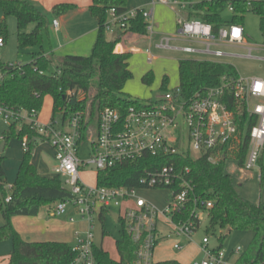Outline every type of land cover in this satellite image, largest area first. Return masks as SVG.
I'll list each match as a JSON object with an SVG mask.
<instances>
[{"label": "built area", "instance_id": "2783aa9c", "mask_svg": "<svg viewBox=\"0 0 264 264\" xmlns=\"http://www.w3.org/2000/svg\"><path fill=\"white\" fill-rule=\"evenodd\" d=\"M212 1V0H211ZM176 13L178 36L162 37L160 48L178 50L188 54H203L214 57L206 60L222 63L219 59L233 56L222 50L225 46L246 48V29L241 24H228L217 33L211 24L200 19L188 18L200 0H155ZM228 10L234 15L236 9L229 4ZM225 7V8H227ZM224 8V9H225ZM138 14L149 23V35L154 34L151 24L152 14L143 8L117 15L110 12L108 30L112 27L125 29L123 22ZM56 29L58 21H54ZM184 39L185 47H174L172 42ZM5 45L0 39V48ZM244 58L263 60L254 57L253 47H247ZM1 80V77H0ZM72 94V93H70ZM255 120L249 130V149L242 169L253 170L258 166L264 151V76L242 78L224 76L222 83L184 97L179 86L162 93L155 99L138 101L129 108L126 115L113 108H105L98 121L97 131L89 130L85 141L90 143L88 156H81L84 115L75 113L64 125L60 121L43 125L38 122L39 112L26 109L14 110L0 102V120L17 123L21 130L29 125L42 141H47L56 151L55 174L63 180V190L68 198L58 202L54 213L67 216L76 225L81 216L87 223L84 233L76 232V242L72 246L75 259L71 264H98L94 246V221L106 215L117 214L126 233L136 244L134 264H156L157 248L165 241H171L175 251H182L193 244L194 235L200 229L208 209L213 203L197 197L195 186L188 179L189 168L180 169L174 162L148 170L140 178L136 187H105L96 184L88 187L81 178V172L94 168L96 172L114 168L120 164L143 159L146 156L176 157L192 159L207 158L216 164L220 161L236 160L241 146L247 138V130L242 133L240 124L243 116ZM3 140V137H2ZM24 150L29 149V140L23 139ZM193 152L198 156L194 157ZM145 189H167L171 197L167 206L161 209L152 202L138 196ZM9 195L5 202L9 203ZM113 207L118 212H110ZM75 210L76 213L71 211ZM190 211L189 216L185 214ZM241 247L231 253L222 247L212 248L210 239L204 237L199 246L201 259L192 264H244Z\"/></svg>", "mask_w": 264, "mask_h": 264}, {"label": "trees", "instance_id": "16d2710c", "mask_svg": "<svg viewBox=\"0 0 264 264\" xmlns=\"http://www.w3.org/2000/svg\"><path fill=\"white\" fill-rule=\"evenodd\" d=\"M232 4L236 11L231 20L226 21L221 13L225 7ZM0 8L4 18L0 20V39L6 43L8 38L9 17H15L18 23V43L22 49L44 44V32L49 29L50 19L47 13L40 10L30 0H0ZM76 8L73 4H58L52 13L63 15ZM123 15L128 12L127 0H93L89 11L98 23V35L92 54L89 56L66 55L64 57H49L43 51L34 52L32 61L26 64L5 65L0 60V102L11 109L28 111L41 110L44 98L53 99V119L66 124L77 112L84 115L82 129L83 141L88 138L89 130L97 131L101 112L105 108L120 111L123 117L129 108L138 105V99L125 96L124 89L134 78L130 69L132 53L118 52L121 36L110 41L107 38L108 21L111 10ZM254 13L260 17V28L264 37V0H200L194 10L186 14L188 18L200 19L211 24L214 32L228 24L245 26V15ZM126 25L123 33L149 35V23L138 14L134 18L123 21ZM34 25L32 31L30 27ZM131 43L137 37H130ZM142 39V38H140ZM128 44V45H129ZM55 68V70H52ZM224 76L238 77L237 69L227 63H215L199 60H181L179 62V87L184 97H191L199 91L216 87L222 83ZM155 80L153 71L147 72L142 82L152 86ZM169 77L164 76L161 90L168 91ZM72 93V94H70ZM83 95V97H81ZM89 110L88 117L85 111ZM241 118L242 133L247 130V138L237 154L241 168L246 163L249 149V130L255 120ZM28 137L29 149L18 171L12 186L11 200L5 199L7 194V174L0 155V211L4 217V226L0 228V243L13 240V251L8 264H71L75 259L72 246L65 242H29L22 238L12 224L17 216H38L42 207L54 209L55 205L68 198L63 190V180L56 176L52 179L41 177L33 164L32 138H41L29 125L21 130L17 123L10 125L3 134L7 143L12 137L24 139ZM262 160V159H261ZM180 169L189 168L188 179L195 186L194 194L206 201L212 202L208 209V232L217 229L243 231L252 234L249 248L242 256L244 264H264V203L253 204L237 192L232 175L226 172L227 161L216 164L207 158L192 159L183 156L154 157L146 156L131 162L120 164L114 168L97 173V184L105 187H136L146 171L171 163ZM264 171V169H262ZM264 181V173L262 174ZM189 210L185 216L190 215ZM106 213L101 220L104 221ZM122 239L117 242L120 254L119 260L111 258L103 247L95 245L94 254L98 264H134L136 244L122 226ZM105 235V232L103 233ZM156 264H181L176 260L158 262Z\"/></svg>", "mask_w": 264, "mask_h": 264}, {"label": "rangeland", "instance_id": "374dc122", "mask_svg": "<svg viewBox=\"0 0 264 264\" xmlns=\"http://www.w3.org/2000/svg\"><path fill=\"white\" fill-rule=\"evenodd\" d=\"M49 16V19H53L54 17H60L59 15H54L50 11H46ZM90 12L87 13L86 17L91 18ZM222 17L224 20L229 21L232 18V13L228 10V7L225 8L222 13ZM4 18L3 11L0 8V20ZM60 19V18H59ZM94 21V20H93ZM8 23V38L3 47L0 48V60L5 65H13V64H26L32 61V54L39 51H45L46 53L51 52L53 49H56L58 44L56 42V38L52 35L51 28L49 26L48 30L44 32V44L42 47L36 46L32 48L22 49L19 47L18 43V23L15 17H9L7 19ZM76 22L71 20L68 24V30L71 34L76 35L77 29L74 27ZM34 25H32L29 31H32ZM245 29H246V42L248 43L247 47H253L256 50L254 51V57L263 58L264 59V37L260 28V17L252 12L247 13L245 15ZM97 40V38H96ZM143 39H140L138 42H131L130 46L134 48L143 47ZM61 42L65 43V39L62 37ZM63 43V44H64ZM96 43V41H95ZM60 44V42H59ZM187 43L182 41H174L172 42V46L174 47H185ZM246 47V48H247ZM94 48V46H93ZM91 49V53L93 51ZM246 48H238L234 46H225L222 48L225 52L233 56H226L222 59H219L221 62L233 65L239 75L242 78H252V77H263L264 76V60L257 59H247L244 58L248 50ZM57 58L60 56V53H55ZM85 56V55H84ZM56 58V57H55ZM153 60L155 61L151 67V70L155 73V80L152 86H146L142 82V74L144 70L147 68L146 56L142 54L134 55L132 64V71L134 78L129 81L124 89L125 96L132 97L134 99L147 101L146 98L149 96H157L161 92H166V90H160L162 86V78L165 74L169 76V85L168 90L174 89L179 86L180 78H179V62L181 60H215L214 57L203 55V54H188L178 50L171 49H160L155 48L153 53ZM55 70V68H52ZM1 77V73H0ZM83 97V95H81ZM90 114L89 110L85 111L86 117ZM53 119V99L51 96H46L43 101V105L41 110L39 111L38 122L43 125H48L52 122ZM59 118L56 117V121ZM10 121L0 120V145L4 143L2 140V135L9 130ZM32 141L35 143L33 147V161L36 165L39 164L41 168H46V170H50V174L52 173L54 167V149L51 144L47 141H42L38 138H32ZM23 140L17 137H12L8 143V149L5 153L0 154L3 160V166L7 172V194L11 195L12 188L14 185L12 183L13 176L18 172V168L16 162L18 160H22L24 157V149H23ZM90 147V143L85 141L81 144V156H88V149ZM24 152V153H23ZM192 155L194 157L198 156L197 152H193ZM264 151L262 155V160L258 164L256 168L253 170H244L239 166L238 161L236 160H228L226 163V172L232 175L234 179V185L237 192L241 197L248 200L253 204L264 203V181L262 182V174L264 171ZM81 178L84 183L88 187H94L97 184V172L94 168L87 169L86 171L81 172ZM138 196L152 202L157 207L164 209L167 206V201L171 197V192L167 189H145L138 191ZM42 213L46 214V218L49 219V223H47L46 229H49V232L53 233H61L65 235H69L67 238L68 244L74 245L76 242V232L84 233L87 230V223L81 216H76L78 219V223L73 225L69 222L67 216H58L54 213V209L51 211L50 207L44 206L42 207ZM51 211V216H48ZM119 209L117 207H113L110 212H118ZM72 213H76L75 210L71 211ZM0 223L4 224V217L2 212L0 211ZM209 219L206 214L204 220L201 224L200 229L194 235V240L192 244V249L190 253L189 259L185 263L192 264L193 257L198 254V248L204 237H208L210 239V246L212 248L222 247V250L231 253L234 249L241 247V249L245 252L252 241V234L243 231H231L217 229L216 231L208 232ZM94 234H95V243L98 246L103 247L105 251H107L111 258L114 260L120 259V254L117 247V242L122 239V224L117 222L111 214L106 215L104 221L96 218L94 221ZM105 232V235L103 234ZM163 246L158 247L156 250V261L160 258L166 257L167 249L173 244L171 241H165L162 243ZM161 244V245H162ZM175 253H180L181 251H175ZM160 253V254H159ZM195 259H201V256L198 254Z\"/></svg>", "mask_w": 264, "mask_h": 264}, {"label": "crops", "instance_id": "0c3cea01", "mask_svg": "<svg viewBox=\"0 0 264 264\" xmlns=\"http://www.w3.org/2000/svg\"><path fill=\"white\" fill-rule=\"evenodd\" d=\"M33 2L40 10L46 13V11H53V8L58 5V4H73L76 5V8L72 10L71 12L63 15H59L60 17H54L53 19L50 20V28L52 35L54 36V39L56 40L58 46L56 49H53L51 52L45 53V55L49 57H56L55 53H62L60 54L59 57H64L66 55H79V56H89L91 55V49L95 45V41L98 35V23L93 16L86 17L87 13H89V8L92 4L93 0H30ZM155 0H127V9L129 11L136 10L139 8H143L146 11H149L152 14L151 18V24L154 27V34L152 35H139V34H134V33H126L124 34L123 31L118 28V27H112L110 30L107 31V38L110 41L115 40L117 37L121 36L122 40L121 43L117 47L118 52H128L132 53V58L130 59V69L132 71V64L131 61L134 58V55L136 54H142L146 56V62H147V68L144 70L142 74L143 76L149 72L153 71L151 70V67L153 63L155 62L153 60V53L155 48H160V43L162 37L165 36H178L180 34L179 32V27L177 25V16L174 11H172L169 7L156 3L154 4ZM4 15V14H3ZM55 15V14H54ZM60 18V19H59ZM71 20H74L76 22V25L74 26L77 29V34H71L70 31L68 30V24L70 23ZM54 21H58L59 23V28L56 29L54 26ZM137 37L139 39H134V42L140 41V38L143 40V47L137 49L132 46H130L128 42V39L130 37ZM65 39V43L63 44L61 42V38ZM179 39L186 43V41L182 38L179 37ZM60 42V44H59ZM129 44V45H128ZM161 49V48H160ZM263 59V58H262ZM264 60V59H263ZM224 63V62H223ZM133 72V71H132ZM155 74V73H154ZM167 75V74H165ZM164 75V76H165ZM163 76V78H164ZM168 76V75H167ZM169 77V76H168ZM259 77V76H258ZM141 78V79H142ZM162 78V81H163ZM161 90V89H160ZM162 91V90H161ZM162 93L161 92L157 96H149L147 99H155L156 97L160 96ZM139 100V98H138ZM3 136V135H2ZM8 143L5 142V148L3 153H5L8 149ZM2 144V145H3ZM0 145V148L1 146ZM23 147V146H22ZM24 149V148H23ZM54 149V148H53ZM25 151V150H24ZM2 153V154H3ZM24 153V152H23ZM23 159V158H22ZM54 167L52 170V173L50 174V170H46V168H41V166L36 165V163L33 161V164L38 172V174L41 177L49 178L52 179L56 177L57 175L55 174V167L57 164L56 161V151L54 149ZM21 159L16 162V165L19 171L20 165H21ZM5 170V168H4ZM17 171V170H16ZM16 178L18 175V172H16ZM6 172V170H5ZM7 174V172H6ZM8 180V177H7ZM15 176H13L12 183L15 182ZM12 188V186H11ZM44 208V207H43ZM42 208L40 210V213L38 216H17L12 219V224L16 231L22 236V238L26 241L29 242H67V238L70 237L69 235L61 234V233H53L52 231L49 232V229H46L47 223H49V219L46 218V214L42 213ZM48 216H51V211L48 213ZM113 217V216H112ZM71 245V244H70ZM163 246L160 245L159 247ZM191 249H192V244L188 245L184 250H182L180 253H175L173 251L172 245L167 249V255L166 257L160 258L157 260L158 262H163V261H169V260H176L179 261L181 264H188L185 263L184 260H188L189 257L191 256ZM13 251V240L9 239L7 241L1 242L0 243V264H8L10 260V254ZM160 254V253H159ZM198 254H199V248H198ZM196 254L193 258L195 259ZM156 256V255H155ZM193 259V260H194Z\"/></svg>", "mask_w": 264, "mask_h": 264}, {"label": "water", "instance_id": "95a60500", "mask_svg": "<svg viewBox=\"0 0 264 264\" xmlns=\"http://www.w3.org/2000/svg\"><path fill=\"white\" fill-rule=\"evenodd\" d=\"M4 148H5V144H3L2 146H1V148H0V154H2L3 153V151H4ZM117 214H113V218L115 219V220H117ZM4 226V224H1L0 223V228H2ZM228 232H230V229H228Z\"/></svg>", "mask_w": 264, "mask_h": 264}]
</instances>
